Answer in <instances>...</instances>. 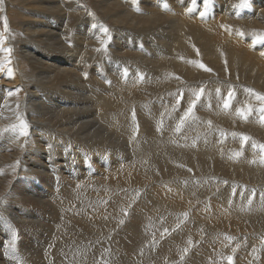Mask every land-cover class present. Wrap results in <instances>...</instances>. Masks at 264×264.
<instances>
[{
    "label": "bare ground",
    "instance_id": "1",
    "mask_svg": "<svg viewBox=\"0 0 264 264\" xmlns=\"http://www.w3.org/2000/svg\"><path fill=\"white\" fill-rule=\"evenodd\" d=\"M0 1L3 13L6 12L8 15L6 1ZM14 1L19 3L21 0ZM25 1H21L23 5L32 3L38 7L39 11H42L23 7L20 12L25 18L22 39L20 35L18 41L20 42L18 49L23 59L31 65L30 72L25 73L20 68L21 56L15 54V44L10 36L8 37L9 31L5 34V42L0 46L12 49L10 56L0 52V57L11 59V63L6 65L3 71H0V133L3 129L18 124V115L29 126L27 137L17 138L11 132L0 134V208L2 203H6L2 207L4 217L0 218V240H5V244L0 243V264H4L3 260H5L3 251L8 250L11 245L12 249L17 252L14 261L22 264L26 261L31 262V259H36L37 256L40 258L38 257L39 261L36 264L46 263L45 259L59 262L66 253L70 252L83 254L82 257L74 258V264L80 260L84 262L83 264L85 262L92 264L89 257H91L90 249L94 245H89V243L109 237V234L97 237L102 233L96 230L108 229L110 232L111 228L120 224L121 220L126 222L122 227L120 226V231L110 233L114 237L115 249L125 250V252L133 250L136 243H133L132 237L134 234L139 235V232L130 229L142 221L143 214H149L151 218L155 205L140 207L141 199L127 192L128 189L132 190L131 188L137 191L142 188L141 186H144L147 194L152 191L155 196L157 193L160 195L158 200L169 207L186 205L189 202V195L195 197V200L197 197L199 198L198 194L206 196L205 190H210L215 184H219L218 187L222 188L220 190H223L224 193H230L232 189L242 190L245 188L248 192H252V190L257 193L264 192V187H262L264 186V164L260 163L259 148V145H264V124L260 122L259 115L261 113L256 112L262 106V102L257 100L253 93L247 91V89H252L254 93L264 95V80H262L264 55H261L264 53V48L257 50L256 48H259L262 43H252L255 34H264V0H248V6L241 8L233 7L238 5L240 0H210L207 7L203 0H195V4L192 3V0H128L125 2L95 0L98 11L95 12L96 17L93 18L89 17L88 6L82 5L77 0ZM165 4L168 6L167 9L163 7ZM189 9L191 10L189 11ZM82 12L84 16L81 18ZM201 13L204 15L202 16ZM206 13L210 15L209 19ZM71 19L76 20L74 24L70 23ZM53 23H56L57 26H53ZM61 24L63 27L60 28ZM93 24L97 25L98 30L97 27H92ZM7 25L10 28L9 21ZM79 25L83 27L81 31L78 29ZM100 25L109 29L110 39L103 37L99 29ZM91 31H95V33ZM239 33H243V35ZM114 34L115 40L112 39ZM148 34H153L160 42L162 40L160 45H156L159 46L158 49L155 45L156 49H153L150 46L151 42L144 41L151 37ZM97 36L107 39V51H96L101 48ZM43 42H47L50 46H44ZM67 42L70 45V51H67ZM74 53L75 57L80 55V61H78L81 62L82 66L79 67L82 70L79 72L75 69L79 64L68 67L62 60L63 56L62 59L60 58V54L72 56ZM107 54L112 57L113 64L124 65L123 68L129 72L124 80H117L113 74H111V78L109 76L105 78L103 74L95 73L98 76L94 77L90 72L94 71L95 67L97 72L102 70V64H96L97 61L92 63V59L99 56L98 62L105 63L103 57ZM190 62H201L212 71H203L195 63ZM8 68L12 69L11 77L7 74ZM85 74L87 75L85 76ZM92 83H94L93 86ZM227 84H236V89H232ZM85 85L90 88L86 90ZM92 87H94V91L91 95L89 91ZM201 88L204 89V93L194 109L196 118L186 121L180 130V134L188 142L184 141L179 145L176 142L178 146L175 147L177 150H181L180 152L184 150L182 156L184 155L186 160H189L188 156L198 157L202 160L203 157L210 159L214 157L217 159V163L213 160L212 163L210 160L202 162L191 158L190 166H187V170L183 168L184 171L181 166L179 168L174 162L168 160L172 157L170 155L175 154L176 151L170 152L167 159H161L159 157L161 155L158 156L154 153L160 160L157 163L151 162V159L155 158L151 156L153 152L166 149V146L171 147V145H166L161 138V141L158 140L157 137L160 135L167 140L172 138L173 132H177L175 124L180 121L186 111L178 106L177 100H184L185 103L190 102L194 98L193 92ZM217 89H219V93ZM20 90L25 95L17 101L15 94ZM229 90L234 92V97L231 106L224 109L223 101ZM183 91H186L184 97L181 95L184 93ZM9 92H12L13 95H8ZM145 96L148 98L145 99ZM142 98L145 101H142ZM244 105H250L253 108V112L247 120L236 114V109ZM129 110L135 112L138 132H135L136 126L135 129H132L130 125ZM176 117L179 118L176 119ZM130 119L132 120L133 117ZM161 121L163 128L159 133V131H155V128ZM209 121H211V127H209ZM243 136L251 139L243 143L242 146L241 137ZM253 143L257 146L253 147ZM140 152L141 155H139ZM159 152L161 151L159 150ZM237 153H241V155L237 156ZM133 154L134 156H132ZM59 157H61V161H59ZM133 157L136 158L133 159ZM146 157H150V161ZM250 159L254 161V166L257 168L251 170L252 167L251 171H247L248 167L244 169L243 164L248 160L251 161ZM98 160L102 164V171H99ZM143 160L145 163L142 162ZM179 160L183 161L184 159ZM184 162L186 163L185 160ZM142 163L146 165L141 166ZM211 164L214 166L212 167ZM225 165L231 168L239 178L227 179L213 173L208 178L210 181H205L207 184L203 183L197 186L194 184L193 188L196 191L193 188V191H190L188 188L177 185L176 179H184L190 172H194V175L211 174L213 171L221 172ZM184 167L186 166L184 165ZM131 170L135 172L130 174ZM157 174L163 179L171 176H176V179L166 180L165 182H169L167 185L164 182L166 188L162 185L159 187L157 184L160 181H155L158 178ZM21 175L24 176V179ZM205 179L207 180V178ZM200 180L202 181V179ZM47 181H49L47 192L45 194L37 192L36 186L46 184ZM191 181L190 184L193 183ZM225 181L226 183H224ZM198 182L200 183V181ZM189 186L191 187V185ZM153 198L155 199V197ZM174 198L181 200L182 203L175 201ZM221 200L220 195L214 194L206 199L203 197L199 202L196 200L198 203L195 207L197 215L204 220L211 221L219 216L222 217L215 224L218 228H214V224L210 225L212 230L221 232L222 235L219 238L214 237L213 241L210 236L205 235L206 237H204V239L206 238L205 245L206 243L210 245H213L214 242L217 243L212 246L217 251L219 249L217 239L227 242L229 248L236 244L233 243V237L230 240L226 237L223 238V235H226V230L236 232L237 228L239 230L243 227V221H248L249 217L253 220L251 215H242L244 212V214L246 212L253 214V208L251 210L248 206L240 214L238 213L239 207L236 205L234 208L227 205L225 207ZM122 203H125L122 206L135 205L142 212L131 213V208H129L127 216L120 215L116 211ZM242 205L243 203H239L240 207H244ZM108 207L111 209L109 210ZM105 209L109 211H105ZM258 209L253 212L257 213ZM259 212L256 214L258 215V224H255V228L261 233L264 232V210L263 213ZM144 221L143 219V223ZM193 225L195 226L182 224L183 232L181 231V234L177 232L179 234L174 235L176 237L174 243L176 244L184 236L191 237L202 231L199 230L201 225L199 227L197 224ZM48 227L56 230L63 229L65 237H59L58 240L53 237L56 238L53 241L46 239L48 234L45 237L43 235L50 231L46 230L43 234V230ZM149 228L148 226V230ZM209 228L207 227L206 231ZM154 229L156 230L157 227L149 231L154 232ZM202 232L204 235V231ZM128 233L131 235L127 236ZM251 233L257 234L253 230ZM142 235H144L143 232ZM153 235L155 234L153 233ZM260 235L262 236V234ZM255 237L253 238L258 240L259 234ZM175 244H166L165 242L161 244L160 250L163 249V252L169 253ZM228 245L226 246L228 247ZM152 246L155 247V245ZM194 246L197 248L196 245ZM240 247L238 246L239 249ZM229 248H225L226 251ZM180 249L182 248L180 247ZM193 249L195 248L192 247ZM242 249L241 247V251H243ZM157 250L159 251V248ZM230 251H233V248ZM50 252L51 255L48 254ZM163 252L162 254H164ZM244 252L247 253L245 249ZM172 253L171 255H173ZM228 253L230 252L228 251ZM261 254L255 257H258L260 264H264V255ZM146 255L149 256L148 253ZM244 259L246 260L245 257ZM165 260L167 259L165 258ZM241 260L238 261L241 262ZM200 261L199 264L209 263L202 262V259ZM218 261L220 264V260ZM246 261L245 264L252 263L251 259L247 263ZM118 262L120 263V261ZM185 263H187L186 260ZM14 264L16 263L14 262Z\"/></svg>",
    "mask_w": 264,
    "mask_h": 264
},
{
    "label": "rangeland",
    "instance_id": "2",
    "mask_svg": "<svg viewBox=\"0 0 264 264\" xmlns=\"http://www.w3.org/2000/svg\"><path fill=\"white\" fill-rule=\"evenodd\" d=\"M6 1V4H7V11H8V15L6 14V12L5 13H3V9H2V3H1V1H0V35H3V36H5V34L7 33H5L4 32V21H3V19L2 18H6V20H7V24H8V21L10 22V28H8L9 29V34H8V37L10 36V38H11V40L14 42V44H15V48H16V50H15V54H17L18 56L20 55L21 56V52H20V50L18 49V47H20L19 45H20V42H18L19 41V39L21 38L22 39V31H23V29H22V27H23V22H24V16H22L21 14H20V12H21V8H23V7H25V8H28V9H31V8H35V9H37L38 7L36 6V5H34V4H32V3H28V4H26V5H23L22 4V2L21 1H23L24 2V0H21L19 3H17V2H15L14 0H5ZM16 1H19V0H16ZM77 1H79L82 5H84V6H88L87 8H89V13H91V15L89 16V17H96L95 16V12H97L98 11V7H97V5H96V2H95V0H77ZM125 1H128V0H121V2H125ZM25 2H28V0H26ZM19 4V5H18ZM38 10V9H37ZM39 11V10H38ZM39 12H42V11H39ZM98 14H100V13H98ZM84 16V13L82 12V15H81V18ZM206 16L208 17V19L210 18V15L209 14H207L206 13ZM9 19V20H8ZM26 20H27V18H26ZM67 21V20H66ZM75 19H71L70 20V23H75ZM64 24V23H63ZM63 24H61L60 25V28H61V26L63 27ZM53 26H57L56 25V23L54 24H52ZM66 29V28H65ZM79 31H81L82 29H83V27L81 26V25H79ZM88 30V29H87ZM97 30H98V27H97ZM91 32H93V31H91ZM93 33H95V31L93 32ZM20 35H21V37H20ZM148 35H150V34H148ZM151 37L150 38H146V39H144V41H146V42H151V44H150V46L154 49L155 47L158 49V47L159 46H156V45H160L161 44V42H162V40H161V42L160 41H158V39L152 34V35H150ZM20 37V38H19ZM114 38V39H113ZM115 34L114 35H112V39L113 40H115ZM14 39V40H13ZM18 39V40H17ZM156 40V41H155ZM37 46H39V44H36ZM43 45L44 46H46V47H49L50 46V44H48L47 42H43ZM154 45H155V47H154ZM0 46H2V45H0ZM67 48V51H70V45H69V43L67 42V46H66ZM155 48V49H156ZM264 48V43H262L261 44V46L259 47V48H256L257 50H259V49H263ZM20 52V53H19ZM53 54H55V52H53ZM95 55H96V52H95ZM19 56V57H20ZM55 56H56V54H55ZM62 56H63V59H62ZM74 56V57H73ZM79 56L80 55H77L76 57H75V53L72 55V56H66V54L65 55H61L60 54V58L63 60V62L64 63H66V65L68 66V67H73L72 65H77V64H79V65H77L76 66V68L75 69H77L76 71L77 72H79V70H82L79 66H82V65H80V63L81 62H79L80 60H79ZM57 57H59V55H57ZM70 57V58H69ZM93 57H95V56H93ZM99 56H97L95 59H92V63H95L96 61V64H98V65H101L102 64V70H100L99 72H97V68L95 67L94 68V71H90L91 73H93V75H94V77H96L95 75H97V74H103L104 76H105V78L106 77H110L111 78V74H113L116 78H117V80L119 79V81H122V80H124L125 79V75H124V65H120V66H118V65H115V64H113V59H112V57L109 55V54H107L105 57H103V62H105V63H102V62H98V60H100V58H98ZM7 59H10L9 57H7ZM21 59H22V61H21ZM112 59V60H111ZM11 60V59H10ZM79 60V61H78ZM0 62H5V66L6 65H8V63H6V58L5 57H0ZM18 62H19V59H18ZM68 62V63H67ZM19 64H20V68L25 72V73H29L30 72V69H31V65L29 64V62L28 61H26V60H24L23 59V57L21 56V58H20V62H19ZM105 64H106V66H105ZM108 64V65H107ZM113 64V65H112ZM104 65V66H103ZM115 65V66H114ZM104 67V68H103ZM119 67V68H118ZM100 68V67H99ZM112 68V69H111ZM74 69V68H73ZM74 69V70H75ZM96 69V70H95ZM115 70V71H114ZM95 73H97V74H95ZM110 73V74H109ZM114 73H116V74H114ZM127 73H129V72H127ZM122 74H123V76H122ZM98 76V75H97ZM118 76V77H117ZM120 76V77H119ZM122 76V77H121ZM263 77V79L262 80H264V76H262ZM100 79H102L101 77H100ZM99 79V80H100ZM256 80V79H255ZM112 82H115V81H112ZM224 84H226V83H224ZM81 85V84H80ZM94 85V83H92V86ZM227 85H229V86H231V88L232 89H236V84H227ZM90 87L88 86V85H85V89L87 90V89H89ZM94 91V87H92L91 88V90L89 91V94H91L92 92ZM184 93H182L181 95L184 97V95H185V92L186 91H183ZM25 95V93L22 91V90H20V91H17L16 92V94H15V99L18 101V100H21L22 98H23V96ZM92 95V94H91ZM180 95V96H181ZM108 97V96H107ZM182 97V98H183ZM148 98V96H145V99H147ZM144 98H142V101H145V99L143 100ZM182 101V102H181ZM180 102H181V106H180V102H179V107H181L183 110H186L187 108H188V106H189V101L188 102H184V100H181ZM184 104V105H183ZM187 104V105H186ZM181 112H184V111H181ZM180 112V113H181ZM256 112H259L258 110L256 111ZM130 113V114H129ZM128 114L130 115V117H129V122H130V125H131V127H132V129H135V126H136V122H134L133 123V119L131 120L130 118H132L133 117V111H131V110H129L128 111ZM259 116H261V115H259ZM179 117H176V119H178ZM178 122H180V121H177L176 122V124L175 125H177L178 124ZM133 124H134V126H133ZM163 128V127H162ZM157 127L155 128V131L157 132ZM161 132V130L159 131V133ZM175 133V134H174ZM177 133V134H176ZM175 136V137H174ZM177 136V137H176ZM171 137L172 138H170V139H163L160 135H158V137H157V139L158 140H160V138H161V140H163L164 142H165V144L166 145H171V147H169V146H166V149H163V150H161V149H159L161 152H159V150H157L156 152H153L152 153V158L153 157H155V158H153V159H151V162H153V163H157L158 162V160H160V158L162 159V158H166L167 159V157H169V155H170V152L172 153V152H174V151H176L175 152V154L174 153H172L171 155H170V157L172 156L173 158H175V159H173L172 157L171 158H168V160L169 161H172V162H174V164L175 165H178L177 167H179V166H181L182 168L181 169H183V168H185L186 170H187V166H190L189 164H190V161L192 160L191 158H195L194 160H199V161H202V162H209V160H210V162H212V160H213V162H216L217 163V159L216 158H214V157H211V159L210 158H205V157H203L204 159L202 160L201 158H199L198 159V157H194V156H188L189 157V160H186V157L183 155L182 156V154L184 153V150H182V152H180L181 150H177L176 148L177 147H175V146H178L179 144H181V143H183L184 141L185 142H188L187 140H185V138L180 134V131H179V133L178 132H173L172 134H171ZM179 137V138H178ZM183 138V139H182ZM182 139V140H181ZM160 140V141H161ZM176 142L178 143V145H176ZM162 143V142H161ZM175 144V145H174ZM168 147H169V149H168ZM173 147V148H172ZM172 148V149H171ZM250 149H251V145H250V147H249ZM163 151V152H162ZM165 151V152H164ZM154 153H155V155H157L158 154V156L159 155H161V156H155L154 155ZM169 153V154H168ZM139 155H141V152H140V154ZM138 155V156H139ZM177 155H179L178 156V158H177ZM132 156H134V154L132 155ZM136 156V155H135ZM138 156H136V157H138ZM150 156V157H151ZM182 156V157H181ZM136 157H133V159L134 158H136ZM149 157V158H150ZM158 157V158H157ZM148 157H146V159H148V161H150V159H149ZM177 158V159H176ZM146 159H145V161H146ZM154 159H155V162H154ZM179 159H184L185 161H186V163L184 162V160L182 161V160H179ZM191 159V160H190ZM153 160V161H152ZM251 160V159H250ZM59 161H61V157H59ZM99 161V160H98ZM251 161H253V160H251ZM251 161H246V162H244V169H246L247 167V171H251V170H253V169H255V168H257L256 166H254V162H251ZM143 163H145L144 162V160L142 161ZM212 162V163H213ZM141 164V166H144V165H146V164ZM147 163V162H146ZM177 163V164H176ZM250 163V164H249ZM89 163H88V161H87V165H88ZM182 164H183V166H182ZM247 164V165H246ZM249 164V165H248ZM98 165L100 166L99 167V171H102V164H101V162L99 161L98 162ZM184 165L186 166V167H184ZM193 165H195V164H193ZM212 165V167L214 166V164H211ZM220 165V164H219ZM222 165V164H221ZM196 166V165H195ZM251 166V167H250ZM192 167V166H191ZM250 167V168H249ZM253 167V168H252ZM180 168V167H179ZM193 168V167H192ZM252 168V169H251ZM263 168V167H262ZM185 169H183L184 171H185ZM194 169V168H193ZM251 169V170H250ZM224 171H225V173H224ZM228 171V172H227ZM230 171V172H229ZM135 171H133L132 172V170L131 171H129V173L130 174H132V173H134ZM213 173L214 174H218V175H220V176H222V177H225V178H227V179H238L239 177H237L235 174H234V172H233V170L231 169V168H229V167H227L226 165H225V167L222 169V171L221 172H216V171H213L211 174L210 173H204V175L203 174H200L199 173V175H194V172H190L189 174H187L185 177H184V179H176V176H171V177H164V179L161 177L160 178V176H158L159 174H157V176H158V178L155 180V181H158L157 183V185L160 187L161 185H162V187H164V188H166V185L169 183H167V182H165L166 180H175L176 179V182H177V185L178 186H180V187H185V188H188L190 191H193V189H194V191H196V189L195 188H193V187H195V185L197 186V185H201V184H207L205 181H210L208 178L211 176V175H213ZM209 176H208V175ZM224 174H226V175H224ZM232 174V175H231ZM191 175V176H190ZM188 176V177H187ZM192 176H194V177H192ZM202 176V177H201ZM206 176V177H205ZM21 177H22V179H24V176H22L21 175ZM235 177H237V178H235ZM191 178V179H190ZM205 178H207V180L205 179ZM241 179L243 178V177H240ZM161 179V180H160ZM187 179V180H186ZM188 179H189V182H188ZM194 179V180H193ZM200 179H202V181L200 180ZM193 181V183H191L190 184V181ZM181 181V182H180ZM191 181V182H192ZM195 181V182H194ZM198 181H200V183L198 182ZM242 181V180H241ZM165 182L166 183V185H165V183L163 184V183ZM180 183V184H179ZM208 183H210L211 184V182H208ZM195 184V185H194ZM49 185V181H47L46 182V184H38V186H36V190H37V192H41V193H43V194H45L46 192H47V186ZM181 185H183V186H181ZM189 185H191V187L189 186ZM157 186V187H158ZM216 186H217V188H216ZM218 186H220L219 184H215V185H212V187L214 188H211L212 189V191H211V189L209 190V189H207V190H205L206 191V193H204V194H207L206 196H204V195H202V194H198V196H199V198L197 197L196 198V200L199 202V201H201L202 199H203V197L206 199L207 197H211L212 195H214V194H218V195H220L221 196V202L225 205V207H226V205L228 206V207H232V208H234V207H239V208H235V209H239L240 211L238 212V213H240V214H242L243 213V210H245V208L247 209L248 208V206H249V209L251 208V210H252V208H253V210H252V213L253 214H250V213H247L246 212V214H242L243 216L244 215H251L252 217H253V220H251L250 218L251 217H249V219H247L248 221H243L244 223H242L243 225V227L242 228H240L239 230H238V228L236 229V232H233V231H230V230H226L225 231V233H226V235H223V238H232L233 237V239L232 240H234V244L235 245H233V246H230V247H232L233 248V250L235 249V251L233 252V251H230V250H232V248H229V245L227 244V242L225 243V241H220V240H216V241H218V243H219V249H218V251L216 250V249H214L212 246L213 245H216L217 243H213V245H210V244H208V243H206V245H205V239H204V237H206V236H210L211 238H212V241L214 240V237L215 238H219V236L220 235H222L221 234V232H217V231H215V230H212L211 229V227L212 226H210V225H212V224H214V228H218V226H216L215 224L219 221V219L221 220V218L222 217H217V218H215V220H211V221H209V220H204L203 218H200V216H198L197 215V213H196V211H195V207L197 206V201L195 200V197L193 198V196H191V195H189L188 196V198H189V202L186 204V205H183V204H180V206H171V207H169V206H166L162 201H159L158 199H159V197H160V195H158L157 193L155 194V196L152 194V191H150L148 194H147V190H146V188L144 187V186H141L142 188L141 189H139V190H137V191H134V189L133 188H131V187H128V188H131L132 190H130V189H128V190H130V191H128L127 190V192H129L130 194H132V195H134L135 197H137V198H139V199H141V205H139L140 207H145V205H149V206H151V207H153V205H155L154 207H153V210H152V213H151V218L149 217V214H143V216H141V218H142V221L140 222L141 223V225H140V223H138V224H136L135 226H134V228L132 227V229H130L131 231H134V230H137L138 232H139V235H137V234H134V236L132 237V240H133V243H136L135 245H136V248H135V245H134V248H133V250H131V251H129V252H131V253H129V252H125V250H120V249H115V245L113 244V238L114 237H112V233L111 232H114L115 233V231L116 232H119L120 231V229H121V227L125 224V222L123 223V224H116L114 227H112L111 229H112V231H110L109 232V230L108 229H100V230H96V231H99V233H102V235H100V236H97V237H101V236H104V235H108L109 234V237L107 236V238H103L102 240H100V241H94V242H92V243H89V245H94V247L93 248H91L90 249V254H91V257H89V261L90 262H92V264H114V263H119L118 261H120V263L119 264H192L193 262L195 263V264H199L201 261V259H202V262H209L208 264H211L212 262H214V263H212V264H215L218 260H220V264H226V259H225V257H227V256H236L237 257V259H238V255H239V259H242V260H244V261H242L241 260V262L240 261H238L237 259H235L234 257H233V264L235 263V264H238V262H239V264H245V261L247 260H249V259H251L252 260V263L251 264H260L259 262H260V260L258 259V257H255V256H257V255H260L261 253V255H264V232H261L260 233V231L258 230V229H256L255 227H256V225L258 224V222H257V216L258 215H256V214H258V212L259 213H263V210H264V192H260V191H258V192H260V193H257L255 190H252V192H248L247 191V188H245V189H242V190H239V189H232V191L230 192V193H224L223 192V190H220V189H222V188H220V187H218ZM262 187H264V186H262ZM193 188V189H192ZM219 188V189H218ZM222 192H220V191ZM146 191V192H145ZM6 192V195L8 194V192H7V190L5 191ZM137 192H139V195L137 196ZM255 193V195H252V193ZM142 193H144V195H141ZM262 193V194H261ZM146 194V195H145ZM222 194V195H221ZM148 195H149V197H148ZM202 195V199H201V196ZM143 196V197H142ZM146 196V197H145ZM225 198H224V197ZM249 196H251V203L249 204ZM153 197H155V199L153 198ZM261 197V198H260ZM150 198V199H149ZM193 198V199H192ZM145 199V200H144ZM148 199V200H147ZM199 199V200H198ZM217 199H219V198H217ZM258 199V200H257ZM174 200L175 201H179V202H181L182 203V201L181 200H179V199H175L174 198ZM195 200V201H194ZM243 200V201H242ZM253 200V201H252ZM149 202H151V203H149ZM232 202H233V204H232ZM235 202V203H234ZM243 203V205H244V207H240L239 206V203ZM263 202V203H262ZM154 203H157V204H154ZM226 203H228V204H226ZM245 203V204H244ZM260 203H262L261 205H260ZM6 203H2V205H1V212H0V218L1 219H3V210H2V207L5 205ZM125 203H122L120 206H119V208H118V210L116 211L117 213H119L120 215H122V214H124L123 213V209H129V208H131V213L133 212V213H135V214H137L138 212H142V210H139L140 208L139 207H136L135 205L134 206H122V205H124ZM151 204H153V205H151ZM144 205V206H143ZM157 205H158V207H157ZM160 205V206H159ZM234 205H236V206H234ZM242 205V206H243ZM109 206H111V205H109ZM252 206V207H251ZM134 207V208H133ZM255 207V208H254ZM107 208V207H106ZM156 208V209H155ZM258 208H260V209H258ZM108 209L110 210L111 209V207H108ZM106 210L105 209V211H109V210ZM134 209V210H133ZM138 211H137V210ZM256 209H258V211H257V213H255L256 212ZM133 210V211H132ZM136 211V212H135ZM159 211V212H158ZM171 211V212H170ZM253 211H255V212H253ZM163 212V213H162ZM173 212V213H172ZM145 213V212H144ZM185 213H187V216H185L184 214ZM115 214V213H114ZM141 214V215H142ZM148 215V216H147ZM155 215V216H154ZM159 217H157V216ZM261 215V214H260ZM259 215V216H260ZM146 217V218H145ZM148 218V219H147ZM153 218V219H152ZM189 218V219H188ZM196 218V219H195ZM0 219V220H1ZM143 219L145 220L144 221V223H143ZM149 219L151 220L150 222H149ZM191 219V220H190ZM203 219V220H202ZM147 220H148V223H150L149 225H147L148 223H147ZM250 220V221H249ZM170 221V222H169ZM179 221V222H178ZM193 221V222H192ZM203 221H205V222H203ZM197 222V223H196ZM201 222V223H200ZM211 222V223H210ZM215 222V223H214ZM241 222V221H240ZM247 222H248V224H247ZM250 222V223H249ZM3 223V222H2ZM179 223H180V225H179ZM199 223V224H198ZM252 223V224H251ZM154 224H155V226H154ZM182 224H187V225H190L191 224V226H195V225H193V224H197L198 225V227H199V225H201L200 226V229L199 230H202V231H204V235H203V232L202 231H199V232H197L196 234H194L193 236H191V237H189V236H184V237H182V239L181 240H178L177 241V243L175 244L174 242L176 241V237H174V235L175 234H181L182 232H183V226H181ZM245 224V225H244ZM256 224V225H255ZM174 225V226H173ZM196 225V226H197ZM121 226V227H120ZM140 226H141V228H140ZM148 226L150 227L149 228V230H151L152 228H154V227H157V229L155 230L154 229V232H152V231H149L148 230ZM249 226V227H248ZM62 227V226H61ZM60 227V228H61ZM152 227V228H151ZM169 227V228H168ZM173 227V228H172ZM176 227H178V229H176ZM181 227V228H180ZM205 227V228H204ZM207 227H210L209 229H208V231H210L209 232V234H211L212 236H213V234H214V236L212 237L211 235H209L208 234V231H206V229H207ZM245 227V228H244ZM253 227H254V229H253ZM51 228V229H50ZM48 227L47 229H45V230H43V234L46 232V230L49 232V233H45L43 236L45 237L46 236V234H48V237H45L46 239H50V241L52 240H56V238H57V240L58 239H60L59 237H61V238H64L65 237V235L63 234V232H62V230L63 229H60V230H56V229H54V228H52V227ZM147 228V229H146ZM202 228V229H201ZM50 229V230H49ZM165 229H167V231H165ZM204 229V230H203ZM241 229H242V231H241ZM245 229V230H244ZM256 229V230H255ZM52 230V231H51ZM174 230V231H173ZM252 230L253 231H256L257 232V234H253V233H251L252 232ZM55 231H57V233L58 234H56V232ZM60 231H61V233H60ZM182 231V232H181ZM214 231V232H213ZM54 232V234H52ZM142 232H143V234L144 235H142ZM151 232V234H149V233ZM173 232V233H172ZM175 232V233H174ZM177 232H179V233H177ZM202 232V233H201ZM213 232V233H212ZM247 232V233H246ZM111 233V234H110ZM155 234V235H153L152 236V234ZM171 233V234H170ZM235 233V234H234ZM50 234H52V235H50ZM168 234V235H167ZM227 234H230V235H227ZM239 234V235H238ZM258 234H259V238H258V240L257 239H255L256 237L255 236H258ZM260 234H262V236L260 235ZM131 235V233H128L127 234V236H130ZM150 235V236H149ZM164 235V236H163ZM202 235V236H201ZM206 235V236H205ZM241 235V236H240ZM254 235V236H253ZM43 236H42V238H43ZM49 236H51L52 237V239H51V237H49ZM174 237V238H172V237ZM230 236V237H229ZM247 236V237H246ZM251 236H253V237H255V238H253V237H251ZM53 237H56V238H53ZM97 237H93V238H97ZM154 239H153V238ZM169 237V239L168 240H170V241H168L167 240V238ZM195 237V238H194ZM241 237V238H240ZM161 239V240H159V239ZM192 238V239H191ZM203 240H202V239ZM209 238V237H208ZM239 238V239H238ZM248 238H250V240H248ZM262 240H261V239ZM44 239V238H43ZM46 239H44V240H46ZM107 239H108V241H107ZM153 239V240H152ZM188 239H191V240H189V241H193V242H191V244H189V241H188ZM198 239V240H197ZM242 239V240H241ZM253 239V240H252ZM255 239V240H254ZM260 239V240H259ZM104 240V241H103ZM110 240V241H109ZM147 240H149V241H147ZM197 240V242H195ZM203 242H202V241ZM228 240H230V239H228ZM240 240V241H239ZM252 240V241H251ZM49 241V240H48ZM137 241H140V242H137ZM141 241H142V243H141ZM185 241V242H184ZM198 241H201V242H198ZM236 241V242H235ZM104 242V243H103ZM108 242V243H107ZM166 242V244H175V246L173 247L172 246V248H171V250L169 251V253H167V252H163V249L162 250H160L162 247H161V244H164ZM172 242V243H171ZM184 242V243H183ZM221 242V243H220ZM0 243L1 244H5V240H0ZM108 245H107V244ZM141 243V244H140ZM149 243V244H148ZM154 243V244H153ZM179 243V244H178ZM196 243H200V244H196ZM204 243V244H203ZM243 243V244H242ZM247 243V244H246ZM155 245V247L154 246H152V245ZM228 245V247L226 246V245ZM98 245V246H97ZM100 245V246H99ZM102 245V246H101ZM140 245V246H139ZM194 245H196L197 246V248L194 246ZM225 245V246H224ZM245 245H247V246H245ZM254 245V246H253ZM144 246V247H143ZM158 246V247H157ZM177 246V247H176ZM182 248V249H180V247ZM184 246V247H183ZM186 246V247H185ZM193 248H195V249H193L192 250V247ZM238 246H241L243 249V251H241V247H240V249L238 248ZM256 246V247H255ZM139 247V248H138ZM150 249H149V248ZM176 247V248H175ZM178 247H179V249H178ZM201 248V249H199V248ZM203 247V248H202ZM235 247V248H234ZM247 247V248H246ZM141 248V249H140ZM144 248V249H143ZM156 248V249H155ZM157 248H159V251L157 250ZM188 249V251L186 252V255H185V252H183L182 253V250L184 251V249ZM227 248H229V250H227L226 251V249ZM251 248H252V250H251ZM258 248V249H257ZM153 251H152V250ZM199 249V250H198ZM205 250V252H203L204 250ZM223 249H225V250H223ZM237 249H238V251H237ZM244 249H245V251H247V253H245L244 252ZM250 251H248V250ZM254 249V250H253ZM256 249V250H255ZM111 250V251H110ZM145 250V251H144ZM172 250H173V253H172ZM196 250L198 251L197 253H196ZM210 250V251H209ZM10 251V252H9ZM120 251V252H119ZM137 251V252H136ZM160 251H161V254H160ZM178 251V252H177ZM203 252V253H201V252ZM223 251H224V253H223ZM226 251V252H225ZM228 251L230 252V253H228ZM253 251V252H252ZM133 252V253H132ZM138 252H140V253H138ZM155 252V253H154ZM162 252L164 253V254H162ZM175 252V253H174ZM207 252H209V253H207ZM214 252V253H213ZM233 252V253H232ZM236 252H237V254H236ZM241 252V253H240ZM244 252V253H243ZM251 252H252V254L254 255V257H253V255L251 254ZM117 255H116V254ZM122 253V254H121ZM128 253V254H127ZM148 253V255L149 256H147L146 254ZM158 253V254H157ZM171 253L173 254V255H171ZM179 253V254H178ZM191 253V254H190ZM193 253V254H192ZM205 253V254H204ZM222 253L224 254L223 255V257H222ZM226 253V254H225ZM249 253V254H248ZM254 253H256V254H254ZM3 258L5 259V260H3L4 261V264H14V262L17 264L18 262H16V261H14L15 260V257H16V254H17V252H15L13 249H12V245L10 246V248L8 249V250H4L3 251ZM49 255H51V252L50 253H48ZM157 254V256H155ZM169 254V256L167 257V255ZM175 254H176V256H175ZM182 254H184V255H182ZM203 254V255H202ZM207 254V255H206ZM213 254V255H212ZM233 254V255H232ZM247 254V255H246ZM47 255V254H46ZM82 255L83 254H78L77 252H70V253H66L65 254V256L64 257H62L61 258V260L59 261V262H54V261H47L46 259H45V261H46V263L44 262V263H42V261L40 262V263H42V264H74V258L75 257H82ZM130 257H129V256ZM166 255V256H165ZM171 255V256H170ZM180 256L181 258H179L178 256ZM187 255H190V256H187ZM210 255V256H209ZM45 256V255H44ZM128 256V257H127ZM187 256V257H186ZM191 256H192V259H191ZM196 258H195V257ZM202 256V257H201ZM205 256V257H204ZM207 256V257H206ZM213 256V257H212ZM215 256H217L218 258V260L217 259H215L214 257ZM241 256V257H240ZM38 257L40 258V256H37L36 257V259H31V262L32 263H34V264H36L38 261H39V259H38ZM175 257V258H174ZM177 257H178V259H177ZM189 257V258H188ZM222 257V258H221ZM244 257L246 258V260L244 259ZM132 258H134V259H131ZM156 258V259H155ZM165 258L167 259V260H165ZM172 258V259H171ZM184 258H185V260H186V262L187 263H185V260H184ZM194 258V259H193ZM208 259V261H207V259ZM214 258V259H213ZM220 258V259H219ZM257 260H256V259ZM11 259V260H10ZM135 259H136V262H134L135 261ZM139 259V260H138ZM173 259H175V260H173ZM189 259V260H188ZM198 259V260H197ZM223 259H225V260H223ZM109 260H111V261H109ZM140 260H142V261H140ZM152 260V261H151ZM161 260H162V263H161ZM171 261V262H169V261ZM178 260V261H177ZM182 261V263H181V261ZM224 262H223V261ZM234 260H237V261H234ZM14 261V262H13ZM123 261V262H122ZM154 261V262H153ZM157 261V262H156ZM190 261V262H189ZM212 261V262H211ZM223 263H222V262ZM247 261H246V263H247ZM30 261H26L25 263H23V264H32ZM122 262V263H121ZM142 262V263H141ZM151 262V263H150ZM211 262V263H210ZM237 262V263H236ZM249 262V261H248ZM254 262V263H253ZM84 262L83 261H79L78 263H75V264H83ZM193 263V264H194ZM219 263V261L216 263V264H218ZM18 264H22V263H18ZM85 264H86V262H85Z\"/></svg>",
    "mask_w": 264,
    "mask_h": 264
},
{
    "label": "snow or ice",
    "instance_id": "3",
    "mask_svg": "<svg viewBox=\"0 0 264 264\" xmlns=\"http://www.w3.org/2000/svg\"><path fill=\"white\" fill-rule=\"evenodd\" d=\"M205 7L208 6V4L210 3V0H203ZM192 3L195 4V0H192ZM248 6V0H240V3L238 5H234L233 7L236 8H241V7H247ZM165 9H167V4H165L163 6ZM138 10V9H137ZM191 9H189L190 11ZM91 15V13H89ZM201 15L203 16L204 13H201ZM4 21V32H8V25H7V20L6 18H2ZM93 28H96L97 25L93 24L92 25ZM100 32L103 34V37H106L108 39H110V33H109V29L104 26V25H100L99 26ZM240 35H243V33H239ZM6 40V37L3 35H0V45H2ZM97 40L99 41V43L101 44V48L96 49V51H107V39H102L100 36H97ZM253 44H257V43H264V34H255L254 38L252 40ZM0 52L7 54L8 56H10L12 49L11 48H5V47H0ZM197 54L199 55V50L197 49ZM223 55V54H222ZM261 55H264V53H261ZM6 63L10 64L11 60L6 58ZM190 63H195L196 66L198 68H200L203 71H207V72H211L212 69L208 68L205 64L201 63V62H190ZM226 63V62H225ZM5 67V62H0V71H3ZM7 74L9 77L12 76V69L8 68L7 69ZM87 74H85L86 76ZM124 75L127 76V71L125 70ZM142 78V77H141ZM248 92L253 93L256 97L257 100L262 102V106L258 109V111L261 113L260 116V122L262 124H264V95H261L259 93H254L252 89H247ZM217 92L219 93V89H217ZM204 93V89L201 88L197 91L193 92V99L190 101L188 108L186 109L184 115L180 118V122L176 125V131L179 132L182 127L184 126L185 122L188 121L189 119L194 120L196 117L194 116V109L196 108V105L198 104V102L201 100L202 96ZM8 95H13L12 92H9ZM234 97V92L232 90H229L227 93V97L224 99L223 101V107L224 109H228L231 106V101ZM179 100H177V104H179ZM253 112V108L250 105H244L241 108H237L236 109V114L242 118L247 120V118L252 114ZM163 115V114H162ZM17 120L19 121L18 124H14L12 125L10 128H6L2 130V133H7V132H11L12 134H14L17 138L19 137H27L29 135L28 133V124L27 122L21 117V116H17ZM133 122H135V112H133ZM209 127H211V121L208 122ZM162 121L158 123L157 125V131H160L162 129ZM135 132H138V125L136 126ZM0 133V134H2ZM135 134V133H134ZM233 135H235L233 133ZM250 137L247 136H243L241 137L242 140V146L243 143H246L250 140ZM257 145H255V143H253V147H256ZM260 148V163L264 164V145H259ZM237 156L241 155V153H237ZM254 162V161H251ZM189 171H191L189 169ZM226 183V181L224 182ZM139 195V192H137V196ZM252 195H255V193L253 192ZM249 204L251 203V196H249ZM124 215L127 216L128 212L127 209H123L122 210ZM185 216H187V213L184 214ZM121 224L124 223L123 220L120 221ZM165 231H167V229H165ZM231 239V238H228ZM189 244H191V241H189ZM188 251V249H184V252L186 253ZM235 251V249L233 250ZM227 264H233V257L232 256H227L226 258Z\"/></svg>",
    "mask_w": 264,
    "mask_h": 264
}]
</instances>
